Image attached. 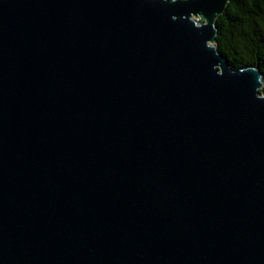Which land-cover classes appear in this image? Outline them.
<instances>
[{
	"label": "water",
	"instance_id": "water-1",
	"mask_svg": "<svg viewBox=\"0 0 264 264\" xmlns=\"http://www.w3.org/2000/svg\"><path fill=\"white\" fill-rule=\"evenodd\" d=\"M229 0H0V264H264V79Z\"/></svg>",
	"mask_w": 264,
	"mask_h": 264
},
{
	"label": "trees",
	"instance_id": "trees-1",
	"mask_svg": "<svg viewBox=\"0 0 264 264\" xmlns=\"http://www.w3.org/2000/svg\"><path fill=\"white\" fill-rule=\"evenodd\" d=\"M215 27L216 49L230 67L256 66L264 79V0H229Z\"/></svg>",
	"mask_w": 264,
	"mask_h": 264
}]
</instances>
